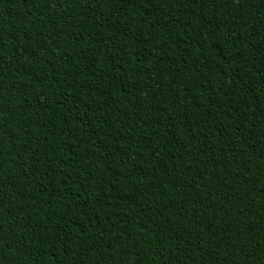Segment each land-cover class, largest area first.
<instances>
[{
    "label": "trees",
    "instance_id": "obj_1",
    "mask_svg": "<svg viewBox=\"0 0 264 264\" xmlns=\"http://www.w3.org/2000/svg\"><path fill=\"white\" fill-rule=\"evenodd\" d=\"M0 264H264V0H0Z\"/></svg>",
    "mask_w": 264,
    "mask_h": 264
}]
</instances>
